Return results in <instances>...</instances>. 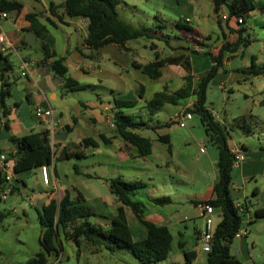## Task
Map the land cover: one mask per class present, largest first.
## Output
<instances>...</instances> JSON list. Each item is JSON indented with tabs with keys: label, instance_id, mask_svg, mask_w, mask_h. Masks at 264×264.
I'll use <instances>...</instances> for the list:
<instances>
[{
	"label": "rangeland",
	"instance_id": "1",
	"mask_svg": "<svg viewBox=\"0 0 264 264\" xmlns=\"http://www.w3.org/2000/svg\"><path fill=\"white\" fill-rule=\"evenodd\" d=\"M17 1L30 12L36 11L45 14L46 4L48 5L50 0ZM52 1L58 5L64 2V0ZM211 4L213 5L212 2ZM211 4L209 0H122L118 11L119 17L135 28H155L160 23L177 25L178 22L182 26L191 28V32L185 31L186 29L183 30L182 35L180 34L181 30L177 28L163 29L162 33L168 38L166 41L169 42V45L165 43L164 39L149 40L140 38L130 41V44L137 48L140 62L145 65L152 58L155 60L156 55L160 59H164L172 56L170 54L173 52L175 54L185 53L189 57L191 55L194 57L196 54L192 52H196V50L193 46L209 41L211 37L215 39L216 36H220L222 38V30L216 23L217 19H215L216 16ZM221 14H224V12H221ZM14 17L15 14H9V18L6 21L0 19L2 30L9 36L16 31L13 21ZM187 18H191V20L187 22ZM73 20L75 22L81 19L75 17ZM222 23L224 24V21ZM230 23L237 27V23L234 20ZM74 30V28L62 26L60 30L52 29V32L58 39L63 41L67 37V33L72 34L71 37L75 38ZM246 31L249 34L246 36H249L254 42L248 48L243 49V52L233 53L229 65L219 69L217 75L208 86L206 105L222 121L228 132L227 138L229 142L234 140L238 144H245L252 150L258 147L259 143L264 147V106L259 104L264 96V75L249 76L244 75L242 71L250 69L252 56L256 58V66H264V28L260 20H258L254 27H247ZM78 33H80V30ZM77 35L80 39L81 34ZM177 35L179 37L175 39ZM180 48H185L186 50L174 51V49ZM40 52L41 45L36 43L32 50L27 51V55L35 58L37 53L39 54ZM242 53H244V58L241 56ZM25 55V50L8 54L9 62L14 70L13 76L17 81L25 80L19 73L20 71H18L21 63L20 59ZM204 61H207V59L203 57L195 58V64L202 66L203 69H205ZM132 72V75H128L129 83L133 84L134 89L138 93L141 86L147 88L148 97L154 92L162 91L164 88H167L169 92H174L185 84L186 72L181 66L167 65L162 69V78L157 81L150 79L147 75L142 74L141 71L132 70ZM194 75L196 79L199 77L197 74ZM16 83L17 86L15 83L12 84V96L14 99H18L16 98L15 89L21 88L20 83ZM220 86L225 87V90H222ZM20 92L22 91L20 90ZM98 93L103 92L98 91ZM91 96L92 91L90 90L79 91L75 92L74 99L88 100ZM118 99H122V101H141L138 95L133 92L124 94ZM10 102L14 103V100L12 99ZM192 102H194V99L182 100L177 105L166 104L154 117L148 116V113L143 110L141 112L134 108V110L128 109L127 113L136 119H143L150 124V117L153 122L161 123L160 135L169 137L170 149L168 144L158 141L159 133L144 129L139 131V133L151 139L153 154L148 158H132L124 155V149L121 150L123 148V140L107 129L108 134L106 135L115 138L109 144L100 142L101 152L96 153L95 149L88 148L89 153L84 155V159L78 160L74 158L57 164L61 185L77 188L86 196L89 201L87 206L93 212L96 211L94 209L99 204L94 202L95 197H100L101 199V197L104 198L109 195V187L106 180L117 177H121L126 182H143L148 186L147 191L144 192H150L152 196L156 197H170V187L175 190L174 193L176 194L175 197H170L171 199L183 198L182 193L192 194L201 184V181L208 180V177L212 176L216 165L215 162H211L210 157L213 153L218 154L216 146L210 141L197 115L191 113L192 119L186 122V128H180L177 124L172 123L174 118L176 119L177 116L188 111L187 109L192 106ZM24 104H26L25 101ZM32 111L33 108L30 109V113ZM240 116L248 118L253 128L252 132L248 133L235 124V119ZM34 118L33 120L36 121ZM166 123H169V125H164ZM201 149H204L205 152L201 153ZM135 152L136 150H131L134 155ZM75 165H78L85 175L89 174L92 177L75 174ZM96 176L103 177L105 182L96 179ZM39 191L40 186L31 181L28 184V188L21 189L19 196L10 195L0 201V211L6 214L5 220L0 226V264H26L39 253L46 254L48 264H140L127 250L110 252L102 247L101 252L94 253V248L89 246L84 239H82L81 245L78 247L73 242L65 241L62 234L60 235L62 246L60 256L55 253L48 254L40 242L42 228L38 219L37 208L33 205L34 201H32L34 192L39 193ZM143 197V195H139L133 200L141 199V201L145 202ZM192 199H195L193 194ZM153 208H155L154 205L145 202V216H151L154 212ZM157 208L165 215L168 212L174 213L176 216L180 212L183 213L177 203L172 206ZM109 211L113 213V209L109 208L102 215L107 216ZM186 215L189 216L190 213ZM215 220L216 215H214V223ZM189 224L192 226V222H188ZM181 229L184 230L183 224ZM175 236H178L176 232Z\"/></svg>",
	"mask_w": 264,
	"mask_h": 264
},
{
	"label": "crops",
	"instance_id": "2",
	"mask_svg": "<svg viewBox=\"0 0 264 264\" xmlns=\"http://www.w3.org/2000/svg\"><path fill=\"white\" fill-rule=\"evenodd\" d=\"M51 3L54 5L53 11L51 9ZM211 6L214 11L212 4ZM256 6L257 9L251 14V18L247 20L244 27L245 29H247V27H254L258 20H260V23L264 28V0H257ZM45 9V14L38 13L36 11L30 12L24 7L20 13H10L15 14L13 21L16 28V31L11 36L7 35L2 30L1 26V31L7 36L8 40L13 42L15 45L16 52L20 50L26 51V55L21 57L20 62L21 60L27 61L29 63V69L26 71V76L21 75L25 78V80L21 81H17V79L13 76L14 70L10 75L5 74V79H7L11 85V96L5 100L4 108L0 106V153L9 154L15 152L14 145L10 141L11 137L20 138L30 133H41L46 130L50 131V120L48 118L40 119L35 115L37 107L51 109L54 112L53 120H57L59 123V125L55 128V134L62 132L67 135L65 140L52 141L55 145V160L52 165H49L50 179L48 184L43 182L38 168L18 175L15 174L13 180V190L10 195L19 196L21 194V189L28 188L29 182L34 181L40 186L39 193L34 192L32 197V201H34L33 205L37 209H41L43 206L48 205L52 200L59 203L66 190L77 189L74 186H71L70 189L66 185H61L59 180L57 164L63 162L61 161V158L65 151L70 153L80 151L83 152L84 155L88 154V148L93 147L83 148L80 146V143L87 138H91L98 142V147L93 148L96 150V153L101 152V136L110 138L112 143V140L115 137H108L106 134H108L107 129L116 134L113 125L114 115L116 112L114 106L115 100L122 101V99L118 98L131 92L137 94L139 97V93L134 89L133 84L129 83L128 75H132V70L140 71L134 68L133 63L142 64L139 60L140 55L137 53V48L132 46L130 42H127L124 48L115 44H108L97 50L88 48L85 45V39L88 35V20L80 18L81 20L74 22L73 18L71 19L66 17L64 2L58 5L54 3V1L50 0L48 5L46 4ZM223 9L224 11L222 12L228 13L225 7H223L222 10ZM30 13L36 14L37 21L46 27L49 35L54 40L52 51L56 54L57 59L64 60V63L68 68L67 77L74 80L80 89H75L73 91L71 86L67 85L64 79L54 75L51 69L47 66L54 59H50L47 65H40V62L44 57L42 52L43 40L38 37L34 31L30 30L31 24L26 19L27 14ZM187 19L188 20L186 21L191 20V18ZM230 22L228 23V26L236 29L237 27L233 26ZM62 26L74 28L75 38L71 37L72 34L67 33V37L63 39V41L62 39H58L52 32V29L60 30L62 29ZM18 30L20 33H18ZM79 30L80 33H78ZM221 30L223 36L222 38L220 36H216L215 39L214 37H211L212 39L210 38L209 41L193 46L197 52L196 56L193 57L191 55L190 57L193 74L202 76L212 67L211 59L208 56L203 55V53L215 52L225 43L236 42L238 35L230 33L226 23L223 24V28ZM29 32H32L35 35V40L31 44L27 43V45H24L23 41ZM77 34H81L80 39ZM180 34L182 35L183 32ZM246 35H249L247 31L244 36ZM176 37L179 36H175V39ZM185 38L188 39L187 37ZM36 43L41 45V52L39 54L37 53V56L33 58L31 55H27V51L32 50ZM177 50L186 49H174V51ZM11 52L14 51L11 50L8 54ZM241 52L243 51H238V53ZM8 54H5L4 56L8 58ZM181 54L182 53L175 54V52H173L170 55L177 56ZM241 56L244 58V53H242ZM197 57L207 59V61H204L203 63L205 69H203L202 66H197L195 64V58ZM253 57L255 58V56H252L251 60ZM231 58L232 56L225 60L224 67L229 65ZM153 60L154 59L152 58L148 63L153 62ZM57 79L60 80L59 83ZM16 82H19L21 87L20 89H15L16 98L18 99H14L12 96V84L15 83L17 86ZM20 90L22 92H20ZM86 90L92 91L90 99H74L75 92ZM98 91H102L103 93H98ZM155 93L157 92H154L148 97L147 88H145L144 99L141 100L139 98L141 103L138 101L134 109L140 110L141 112L142 110L147 112L145 109L146 101L151 99ZM12 99L14 100V103L10 102ZM192 99L193 98H191V100ZM24 101L26 104H24ZM261 102L262 100L259 104H261ZM191 104H193V102ZM31 108H33L32 113H30ZM131 109L134 110L133 108ZM123 110L126 114H128V109ZM213 114L222 124L218 115L214 112ZM148 116L150 115L148 114ZM33 118L36 121H34ZM149 120H151V122L150 124L146 122L147 127L145 130L153 131L157 134L159 133L160 135V130L162 128L161 123L153 122L150 117ZM66 128L69 129V132L66 131ZM116 136L118 135L116 134ZM206 143L208 142L206 141ZM229 146L239 147L245 156V160L239 166L234 167L232 173L233 183L231 185L230 195L234 203L244 205L245 210L250 215V220L243 221L241 226V228L247 229L248 234L246 236L236 237L233 240L230 247V253L243 264H264V218L255 221L254 216L258 211L264 210V147L259 143L258 147L250 150L245 144H238L234 140L229 142ZM123 149L125 153H127H124V155H128L129 157L148 158L139 157L137 150L133 147H128L124 141L123 148L121 150ZM132 149L136 150L135 155L131 153ZM84 158L78 160H82ZM217 159L218 154L213 153L210 157L211 162H215V165L217 163ZM74 172L80 176L83 175L86 177H92L89 174L85 175L80 170L78 165L74 166ZM96 177V179H100L102 182H105L103 177ZM216 180L217 168L213 170L212 176H209L208 180L205 179L203 182L201 181V184H199L195 192L192 193L195 199H192L191 193H182L183 198L178 197L177 199H171L172 202L169 205L172 206L177 203L180 206L179 209L183 211V213L180 212L178 216L170 212L165 215L161 210H159L157 207L164 206H156L151 202V199L156 198V196H152L150 192H144L148 189L147 185H145L143 189L137 191L133 196V198H135L139 195H143L145 202L154 205L155 208H153V214L151 216H145L146 219L156 225L167 227L172 234L171 252L168 258L159 264H185V252L196 253V258L192 264H207V253H204L199 247V236L203 228L204 221L201 210L197 207L196 202H201L212 197V188ZM3 182V176L0 173V189L3 187ZM169 190H171L169 196L175 197V190L171 187ZM83 196L85 204H89L86 196ZM2 200L4 199L0 197V201ZM94 202H98L99 204L98 207L94 209L96 210L94 211L96 215L91 217L90 221L92 224L101 226L106 230L110 227V222L106 220L104 218L105 216L102 214L109 210V208H112L113 213L109 211L107 215H114L117 208L121 206V204L117 198L110 193V191L109 195H106L104 198L101 197L100 199V197H95ZM136 202H140L145 206V202L141 201V199L136 200ZM125 213L133 242L143 241L147 237L146 227L137 220L136 216L130 209L126 208ZM188 213H190L189 216L186 215ZM215 215L216 226L220 222V214L216 211ZM188 222H192V226L190 224L188 225ZM182 224L184 230L181 229ZM175 232L178 236H175ZM101 249L102 248H100L98 253L101 252Z\"/></svg>",
	"mask_w": 264,
	"mask_h": 264
},
{
	"label": "trees",
	"instance_id": "3",
	"mask_svg": "<svg viewBox=\"0 0 264 264\" xmlns=\"http://www.w3.org/2000/svg\"><path fill=\"white\" fill-rule=\"evenodd\" d=\"M213 3L214 13L217 24L222 29V8L225 7L228 20L224 21L230 33L238 35L236 42L225 43L215 52H205L212 61V67L197 79L194 77L191 59L188 54L170 56L160 59L158 55L155 60L145 65L133 63L135 69L140 70L142 74L147 75L152 80H160L163 76L162 69L167 65L181 66L185 72V84L174 92H169L167 88L154 94L153 98L146 101L145 109L151 117L156 116L166 104L177 105L182 100L194 99L192 106L188 111L200 118L202 126L205 129L210 141L218 150V159L216 163L217 180L212 188V197L196 202L211 205L215 212L220 214V222L215 226L212 250L207 253V264H243L240 260L233 257L230 253V247L236 234L242 226L243 217L234 206V201L230 195L231 185L233 183V170L235 156L230 152L228 132L214 116L213 112L207 108V90L208 86L219 69L224 68V62L227 58L239 50L248 48L253 40L249 36H244L245 24L251 18V14L257 9V0H209ZM122 0H64L65 15L68 18H84L88 20V35L85 39V45L90 49H99L108 44H115L124 48L127 42L145 38L149 40H165L168 38L163 35L162 30L166 28H177L191 32V28L182 26L180 22L177 25L160 23L155 28H135L119 17L118 7ZM51 3V9L54 10ZM23 5L17 0H0L1 13H20ZM26 19L30 22V30L34 31L38 37L43 40L42 52L44 54L40 65H47L50 59H54L47 65L55 76L64 79L71 89H80L74 80L67 77L68 68L63 59H57L52 51L54 43L45 26L37 21V15L27 14ZM237 23V28L228 26L230 21ZM239 20L242 23H239ZM188 22V21H187ZM161 34V35H160ZM27 45L26 40L23 41ZM153 47V44H152ZM153 49V48H152ZM197 54V52H193ZM256 58H252L251 67L247 71H242L244 75L262 76L264 75V66L258 67L255 64ZM13 67L8 58L0 52V106L5 107V100L11 96V85L5 74H11ZM144 87H140L139 98L144 99ZM137 105L134 101L115 100L114 128L116 134L126 143L128 147L137 150L139 157H149L152 155L153 144L150 138L142 136L139 131L147 127L143 119H136L134 116L126 114L123 109H131ZM264 106V96L261 102ZM235 124L241 129L252 132V125L246 116H240L235 119ZM167 126L169 124H166ZM69 132V129L66 128ZM101 142L111 143V139L101 136ZM11 143L14 145L16 153V162L14 165L15 174L29 172L33 169H39L44 165H52L55 160L54 143L51 139L49 130L41 133H30L26 136L17 138L11 137ZM158 141L168 144L171 147L168 136H158ZM80 146L98 147V142L91 138L84 139ZM12 153H10L11 155ZM72 158H84L83 152L70 153L65 151L61 161ZM109 191L113 194L121 206H119L114 215H107L104 218L110 222L108 229L96 226L91 223V217L96 214L85 204L82 193L77 189L66 190L62 200L58 203L52 200L48 205L37 209L38 219L42 228L40 242L44 250L49 253L61 254L60 235L64 236L66 241L75 243L78 247L82 239L93 247L96 253L104 247L110 252L122 250L129 251L140 264H159L164 262L170 252L172 243V234L165 226L156 225L148 221L145 217V206L140 202L133 201V196L137 191L143 189L145 184L141 181L126 182L121 177L106 180ZM151 202L156 206H166L171 204L172 200L168 196L152 198ZM130 209L137 220L147 229V237L143 241L133 242L130 229L127 224L125 209ZM6 214L0 211V226L5 220ZM264 218V210L258 211L255 215V221ZM196 258L195 252H185V264H192ZM26 264H48V258L45 253H39L31 258Z\"/></svg>",
	"mask_w": 264,
	"mask_h": 264
},
{
	"label": "built area",
	"instance_id": "4",
	"mask_svg": "<svg viewBox=\"0 0 264 264\" xmlns=\"http://www.w3.org/2000/svg\"><path fill=\"white\" fill-rule=\"evenodd\" d=\"M223 21H227L229 14L224 13L221 15ZM8 18V14L1 13L0 19L6 20ZM239 23H242L241 20H239ZM18 33L20 31L18 30ZM15 50V45L13 42L9 41L7 36L1 31V21H0V52L5 55L8 54L9 51ZM29 69V63L27 61L21 60V65L19 68V71L22 76H26V71ZM222 90H225V87L220 86ZM54 112L51 109H44L41 107H37L35 111V115L40 119L48 118L50 120L51 124V139L54 140L55 135V128L59 125L57 120H53V114ZM192 119V115L190 112H184L180 114L179 116L174 118L172 120V123L177 124L180 128H186V122ZM205 150L201 149V153H204ZM230 152L235 156V162L234 167L239 166L244 160L245 156L243 154V151L237 147L232 146L230 147ZM16 162V153L13 152L11 155L6 153H0V173L3 176V187L0 189V197L5 199L7 196H9L12 193L13 190V180L15 177V171H14V165ZM42 180L44 183L48 184L50 179V172H49V166L44 165L39 168ZM235 208L239 211L240 215L243 217V221H249L250 215L245 210V206L241 204L234 203ZM197 207L201 210L202 218L204 221L203 228L200 232L199 236V247L204 253H209L212 250V243H213V237H214V231H215V223H214V215L215 210L211 205L199 203L197 204ZM248 234L247 229L240 228L238 233L236 234V237L246 236Z\"/></svg>",
	"mask_w": 264,
	"mask_h": 264
},
{
	"label": "water",
	"instance_id": "5",
	"mask_svg": "<svg viewBox=\"0 0 264 264\" xmlns=\"http://www.w3.org/2000/svg\"><path fill=\"white\" fill-rule=\"evenodd\" d=\"M25 40L27 43L31 44L35 40V35L32 32H29L27 33ZM57 81L58 83L60 82L59 79H57ZM65 137H67L65 133L58 132L57 134L54 135V140H65Z\"/></svg>",
	"mask_w": 264,
	"mask_h": 264
}]
</instances>
